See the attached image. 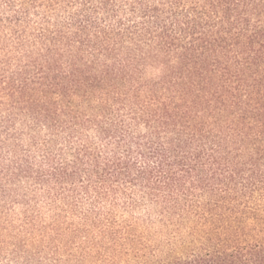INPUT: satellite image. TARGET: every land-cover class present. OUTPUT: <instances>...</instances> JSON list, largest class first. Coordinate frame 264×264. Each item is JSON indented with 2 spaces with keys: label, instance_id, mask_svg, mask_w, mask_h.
Instances as JSON below:
<instances>
[{
  "label": "trees",
  "instance_id": "trees-1",
  "mask_svg": "<svg viewBox=\"0 0 264 264\" xmlns=\"http://www.w3.org/2000/svg\"><path fill=\"white\" fill-rule=\"evenodd\" d=\"M39 194L110 206L75 264H264V0H0V202Z\"/></svg>",
  "mask_w": 264,
  "mask_h": 264
},
{
  "label": "rangeland",
  "instance_id": "rangeland-1",
  "mask_svg": "<svg viewBox=\"0 0 264 264\" xmlns=\"http://www.w3.org/2000/svg\"><path fill=\"white\" fill-rule=\"evenodd\" d=\"M159 74L151 70L148 75ZM20 195L28 193V185L22 184ZM25 201L0 202V264H75L81 255L83 245L89 239L99 237V227L107 221L109 205L101 208L87 225L84 216L90 211L89 203L78 202L74 209L72 203L52 204L45 195L25 196ZM113 223L120 231V237L135 238L138 243L147 245H167L178 240L174 228L162 225L155 212L144 206L128 209L117 202L112 211ZM57 227L59 236L52 232ZM119 226V228H118ZM130 227L131 232L125 227ZM88 229L89 234L81 229ZM182 229V233H185ZM118 251L120 250L117 248ZM83 264H94L86 261Z\"/></svg>",
  "mask_w": 264,
  "mask_h": 264
}]
</instances>
